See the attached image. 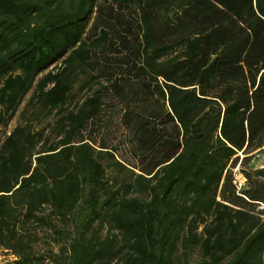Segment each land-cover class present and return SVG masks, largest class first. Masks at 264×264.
Masks as SVG:
<instances>
[{
  "label": "trees",
  "instance_id": "trees-1",
  "mask_svg": "<svg viewBox=\"0 0 264 264\" xmlns=\"http://www.w3.org/2000/svg\"><path fill=\"white\" fill-rule=\"evenodd\" d=\"M263 139L264 0H0V264H264Z\"/></svg>",
  "mask_w": 264,
  "mask_h": 264
},
{
  "label": "rangeland",
  "instance_id": "rangeland-1",
  "mask_svg": "<svg viewBox=\"0 0 264 264\" xmlns=\"http://www.w3.org/2000/svg\"><path fill=\"white\" fill-rule=\"evenodd\" d=\"M31 91H28L26 93V95L23 97V99L21 100L19 106L17 107L12 119L10 120V122L8 123L7 128H11L13 125H15L18 122H22V119H33L32 116L29 114L28 110L23 111L22 114V109L24 107V104L27 100V98L29 97ZM71 94L74 95V97L76 99H80L82 97V95L84 94V92H78L77 91V84L75 83L72 90H71ZM51 118V116L43 119L42 116L39 114L37 116V118L35 120H33V123H35V126H40L43 125L45 122H47L49 119ZM39 124V125H37ZM118 157V155L116 156V158ZM264 165V139H263V144L261 146V148L257 151L254 152L251 159L248 161L247 166L251 167V168H256V167H261ZM234 171V183L236 185V190H239L243 184H244V180H242V183L239 184V180H241V175L237 172L236 168L233 169ZM106 176L107 177H119L120 175L117 174L116 170L112 169V168H107L106 169ZM198 258L197 255V251H192V255H191V262L195 261V259ZM10 259V255H8L7 252H2L0 251V263L4 262L5 260Z\"/></svg>",
  "mask_w": 264,
  "mask_h": 264
},
{
  "label": "built area",
  "instance_id": "built-area-1",
  "mask_svg": "<svg viewBox=\"0 0 264 264\" xmlns=\"http://www.w3.org/2000/svg\"><path fill=\"white\" fill-rule=\"evenodd\" d=\"M242 180H244V178L241 176V180H239V184L242 183ZM11 258V256H10Z\"/></svg>",
  "mask_w": 264,
  "mask_h": 264
}]
</instances>
